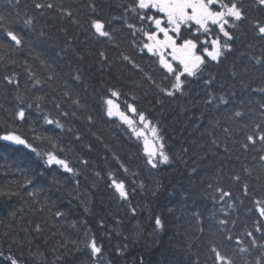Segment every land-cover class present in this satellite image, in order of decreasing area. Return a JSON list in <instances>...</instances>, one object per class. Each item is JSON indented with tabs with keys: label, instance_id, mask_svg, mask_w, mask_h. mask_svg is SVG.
I'll return each mask as SVG.
<instances>
[{
	"label": "trees",
	"instance_id": "trees-1",
	"mask_svg": "<svg viewBox=\"0 0 264 264\" xmlns=\"http://www.w3.org/2000/svg\"><path fill=\"white\" fill-rule=\"evenodd\" d=\"M204 1L186 73L146 1L0 0V264H264V0Z\"/></svg>",
	"mask_w": 264,
	"mask_h": 264
},
{
	"label": "rangeland",
	"instance_id": "rangeland-1",
	"mask_svg": "<svg viewBox=\"0 0 264 264\" xmlns=\"http://www.w3.org/2000/svg\"><path fill=\"white\" fill-rule=\"evenodd\" d=\"M142 1H146L147 3L144 6L145 9L150 7L152 11L162 16L159 22L153 21L156 30L153 34L147 36V50L152 54L156 52L166 54L169 52L170 55L168 57L170 60L166 64L168 70L172 72L175 67L172 61H177L182 65L184 72L191 73L203 60V54L207 53L210 49L207 46L201 48L198 45L181 40L178 36L172 35L166 28H162L163 32L160 25L156 24L166 25L169 27V30L173 29L174 32L179 28V33L185 29V26H192L193 21L201 28H207L209 15L206 9L208 5L204 3V0H174V3L167 2L170 0ZM226 17L227 13L225 10H220L216 15L219 21H224ZM218 20H214L216 25H218ZM106 110L108 116L117 117L130 126L134 134L142 141L145 155L151 164L156 165L158 162L163 163L165 161L163 143L157 128L149 120L144 116H140L139 118L134 114H132L133 116H129L121 110L120 105L113 98L107 100Z\"/></svg>",
	"mask_w": 264,
	"mask_h": 264
},
{
	"label": "flooded vegetation",
	"instance_id": "flooded-vegetation-1",
	"mask_svg": "<svg viewBox=\"0 0 264 264\" xmlns=\"http://www.w3.org/2000/svg\"><path fill=\"white\" fill-rule=\"evenodd\" d=\"M172 3H174V0H172ZM156 25H160V23H158V24H156ZM160 29V28H159ZM163 32H164V30L163 29H161Z\"/></svg>",
	"mask_w": 264,
	"mask_h": 264
},
{
	"label": "water",
	"instance_id": "water-1",
	"mask_svg": "<svg viewBox=\"0 0 264 264\" xmlns=\"http://www.w3.org/2000/svg\"><path fill=\"white\" fill-rule=\"evenodd\" d=\"M7 139H8L9 141H12V140H13V138H12V137H8Z\"/></svg>",
	"mask_w": 264,
	"mask_h": 264
}]
</instances>
